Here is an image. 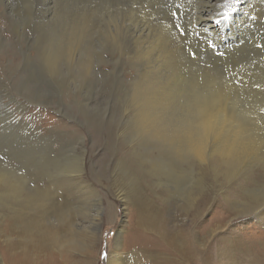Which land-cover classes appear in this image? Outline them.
<instances>
[{
    "label": "rangeland",
    "instance_id": "374dc122",
    "mask_svg": "<svg viewBox=\"0 0 264 264\" xmlns=\"http://www.w3.org/2000/svg\"><path fill=\"white\" fill-rule=\"evenodd\" d=\"M156 1L0 0V264H264V145L233 175L216 158L201 166L147 131L139 99L148 98L135 95L157 68L143 80L157 94L178 93L163 121L198 129V89L182 77L198 81L205 94L235 97L249 116L229 102L234 118L264 140V0L236 6L212 47L217 58L194 36L199 0ZM171 11L187 40L170 27ZM140 208L156 225L137 223ZM32 216L40 226L67 223L69 235L21 256L11 227Z\"/></svg>",
    "mask_w": 264,
    "mask_h": 264
},
{
    "label": "bare ground",
    "instance_id": "6f19581e",
    "mask_svg": "<svg viewBox=\"0 0 264 264\" xmlns=\"http://www.w3.org/2000/svg\"><path fill=\"white\" fill-rule=\"evenodd\" d=\"M164 2L174 1V0H162ZM162 1H156V3L161 4ZM179 1V0H178ZM190 1V0H189ZM198 1V0H197ZM225 1V0H224ZM219 2V0H199V3L194 9H191V15H192V28L195 31H198L201 35V38L203 37L207 38L209 41H212L213 44H215V47L217 48L219 45H222L224 40L222 39L220 41L219 34L224 33V27L223 24H217L215 21L217 19H220L219 14L215 11V6ZM174 3V2H173ZM191 3V2H190ZM189 3V4H190ZM220 3V2H219ZM242 5H240V9H243V4L246 3V6L248 5L247 0H242ZM135 4V3H134ZM149 4V3H148ZM250 4V3H249ZM188 5V4H187ZM148 6V5H147ZM189 6V5H188ZM156 7V6H155ZM190 7V6H189ZM248 7H250L248 5ZM144 8V7H143ZM146 8V7H145ZM254 8V7H253ZM141 10V9H140ZM188 10V9H187ZM152 11V10H151ZM218 11V10H217ZM253 11V10H252ZM147 16V15H146ZM150 18V17H148ZM172 18V17H171ZM169 19V18H168ZM140 20V19H139ZM142 20V19H141ZM145 20V19H144ZM171 21V20H170ZM190 21V20H189ZM243 21V20H242ZM245 21V20H244ZM161 22V21H160ZM142 23V22H141ZM140 23V24H141ZM159 23V22H158ZM231 24V23H230ZM143 26V25H142ZM227 28V27H226ZM232 28V27H231ZM150 29V28H149ZM243 29V28H242ZM144 31V29L142 28ZM171 30V29H170ZM230 30V29H229ZM236 32V31H235ZM177 33V32H176ZM226 33V31H225ZM231 33V32H230ZM237 34V33H236ZM234 34V35H236ZM244 34V33H243ZM175 35V34H174ZM192 35V34H191ZM229 35V34H228ZM195 36V35H194ZM203 36V37H202ZM170 37V36H169ZM196 37V36H195ZM225 37V36H224ZM223 37V38H224ZM236 37V36H235ZM204 38V39H205ZM233 39V38H232ZM228 40V39H227ZM175 41V40H174ZM179 41V40H178ZM228 42V41H227ZM231 42V41H230ZM240 43V42H239ZM205 44V43H204ZM198 45V44H197ZM228 45V44H227ZM226 45V46H227ZM238 45V44H237ZM236 46V45H235ZM182 47V46H181ZM186 47V45H185ZM223 47V46H222ZM174 48V47H173ZM194 48V47H193ZM258 48V47H257ZM215 49V48H214ZM212 48L211 45L207 46V53L212 55L213 58H217V54H215V51ZM219 49V48H218ZM221 49V48H220ZM223 49V48H222ZM230 49V48H229ZM248 49V48H247ZM183 50V49H182ZM192 50V49H191ZM194 51V50H193ZM203 51V49H202ZM205 51V50H204ZM246 51V50H245ZM248 51V50H247ZM73 54L75 55V49H73ZM196 52V51H195ZM231 52V51H230ZM218 53V51H217ZM225 53V52H224ZM253 54V53H252ZM228 55V54H226ZM231 55V54H230ZM201 56V55H200ZM232 56V55H231ZM140 57V55H139ZM158 57V56H157ZM233 57V56H232ZM192 58V57H191ZM246 58V57H245ZM249 59V58H248ZM172 60V59H171ZM253 62V61H252ZM170 63V62H169ZM174 65V63H173ZM204 65V64H203ZM214 66V65H213ZM210 67V66H209ZM207 67V68H209ZM151 71L150 76L153 77L154 73L157 72V68ZM215 69V68H214ZM218 71V70H217ZM199 72V71H198ZM207 73V71H205ZM216 72V71H215ZM185 73V72H184ZM219 73V72H218ZM188 74V73H185ZM197 75V73H195ZM201 74V73H200ZM213 75V73H212ZM183 76V75H182ZM191 76V75H190ZM189 76V77H190ZM193 76V75H192ZM200 76V75H199ZM203 76V75H202ZM211 76V75H210ZM209 76V77H210ZM242 76V75H241ZM142 78L141 82L143 83V86H140V89H142V94L136 92V97L140 98L141 96L147 97L140 98L139 101L142 102L143 106V114L139 115L141 116V121L143 122L144 127H151L150 130H147L150 132L151 130L154 131L153 133L156 134L158 137H164V138H170L175 141L176 144L183 147V151L187 152L188 148L192 146L194 143L197 142V139L200 135V129L204 125L211 124L212 129L206 136V138L203 141V149H202V155L203 160L199 157H192L193 162H197L199 165L207 164L209 165V161L213 158H216L217 160H220L221 163L224 164L225 173L228 175H233L232 168H234V164L238 163L239 165H244V162L247 161V158L252 157H258L262 155V149L264 145V140L257 135V127H253L250 124H242L238 123L237 119L234 118V114L232 112V109L229 105V102L234 103L237 107V100L235 97H229L225 94H215V93H208L205 94V87L199 88L198 85L194 80L187 81L186 77H182L183 82H188L194 85L197 92V98L195 102V109L194 112L196 114V124L198 126V129H195L194 127H187L182 125V123H165L163 121L162 116L168 112L166 110V107H169L170 101L175 98H177L178 93L176 92H169L164 90L163 95L157 94L159 92V89L154 88V85L151 83H147ZM205 77V76H204ZM212 77V76H211ZM194 78V77H193ZM214 79V78H210ZM217 79V76L216 78ZM222 79V78H221ZM227 80V79H224ZM203 81V80H202ZM140 82V83H141ZM209 82V81H207ZM203 83V82H202ZM206 83V82H204ZM212 83V81H211ZM214 83V82H213ZM230 83V82H229ZM223 84V83H222ZM201 85V84H200ZM221 85V84H220ZM207 86V85H206ZM218 86V85H217ZM212 87H215L212 85ZM231 87V86H230ZM220 88V86H219ZM225 88V87H224ZM138 89V88H136ZM135 89V91H137ZM231 89V88H230ZM229 89V90H230ZM240 89V88H239ZM220 90V89H219ZM243 90V89H242ZM207 91V90H206ZM222 91V90H220ZM162 92V91H161ZM216 92V91H215ZM243 92V91H242ZM232 93V92H231ZM133 94V96L135 97ZM225 95V96H224ZM179 97H182L184 101H187L184 96L180 95ZM176 100V99H175ZM180 100V99H179ZM138 101V102H139ZM172 101V102H173ZM183 101V102H184ZM174 103V102H173ZM181 103V102H180ZM185 103V102H184ZM183 104V103H182ZM239 104V103H238ZM139 105V104H138ZM172 105V104H171ZM170 105V106H171ZM184 106V104H183ZM139 107V106H138ZM239 108V107H238ZM240 109V108H239ZM241 112L245 116H249L248 111L240 109ZM251 111V110H250ZM171 114V113H170ZM251 114V113H250ZM255 114V113H254ZM138 115V114H137ZM138 116V120L140 119ZM169 118H173L172 115H167ZM165 116V117H167ZM251 116V115H250ZM182 119V118H179ZM178 121V120H176ZM255 125V124H254ZM143 130V129H142ZM144 131V130H143ZM146 132V131H145ZM260 133V132H259ZM151 135V134H150ZM153 136V135H152ZM155 137V135H154ZM216 156V157H215ZM262 157V156H261ZM215 159V160H216ZM252 160V159H251ZM190 161V160H189ZM255 161V160H254ZM215 162V161H213ZM248 162V161H247ZM191 164V163H190ZM196 164V163H194ZM217 164V163H216ZM198 165V166H199ZM212 165V164H211ZM239 165L237 167H239ZM247 165V164H246ZM192 166V164H191ZM204 166V165H203ZM215 166V165H214ZM221 166V165H220ZM234 166V167H233ZM193 167V166H192ZM217 167V166H216ZM201 169V168H200ZM239 169V168H238ZM237 169V170H238ZM207 170V169H206ZM235 170V169H234ZM199 171V170H198ZM201 172V171H200ZM200 174V173H199ZM202 175V174H201ZM236 175V174H235ZM82 177V176H81ZM230 177V176H229ZM187 179V178H186ZM230 179V178H229ZM258 180V179H257ZM255 182V181H254ZM258 183V181L256 182ZM199 184V183H198ZM259 184V183H258ZM196 187V186H195ZM197 190V189H196ZM194 193V192H193ZM188 195V194H187ZM192 196V195H191ZM194 196V195H193ZM196 198V197H195ZM226 197L225 199H227ZM257 199V198H256ZM228 200V199H227ZM251 200V199H250ZM260 200V199H258ZM258 200L253 199L252 203L257 207L256 209L259 210L262 203ZM262 200V199H261ZM247 201V200H246ZM263 201V200H262ZM229 202V201H227ZM236 202L239 203L237 200ZM264 202V201H263ZM62 203V202H60ZM192 206L195 204V202H191ZM241 203V202H240ZM244 203V202H243ZM249 203V202H248ZM247 205V202H245ZM244 204V205H245ZM251 202L249 203L250 206ZM231 205V204H230ZM50 206V205H49ZM240 206V205H239ZM253 206V205H252ZM263 206V205H262ZM234 207V206H233ZM245 207H248L245 206ZM254 207V206H253ZM49 208V207H48ZM191 208V206L189 207ZM54 209V208H53ZM57 209V207H55ZM246 209V208H245ZM252 209V207H251ZM264 210V209H263ZM42 212V211H41ZM48 212V211H47ZM45 211V213H47ZM158 212V211H157ZM50 213V211H49ZM259 213V212H258ZM66 214V213H65ZM261 214H264L261 212ZM58 215V214H57ZM47 216V215H46ZM24 217V216H21ZM36 217V215H35ZM59 217V216H57ZM72 217V216H71ZM163 217V216H162ZM56 218V217H55ZM68 218V217H67ZM154 215H150V212L147 210H143L140 208L137 211L136 220L137 223L142 226L147 223H154L157 221V219H154ZM14 219V218H13ZM60 219V218H59ZM95 221L98 222L97 217L95 216L93 218ZM219 219V216H218ZM22 225L19 226L18 220H14L13 230H18L19 232V239L17 243H13L16 246H19L22 250L19 254L22 256L23 253H26V249L29 245L33 244L35 241H39V246L45 249H50L55 246V241L59 242V245L65 241L67 236L69 235V226L67 223L61 224L59 226L48 227L47 226H40V222L36 219L29 217L21 218ZM61 220V219H60ZM161 220V219H160ZM217 220V219H216ZM213 220L210 221L212 223ZM215 221V219H214ZM20 222V221H19ZM59 222V221H58ZM46 225V224H45ZM156 225V224H155ZM214 224H211L210 226H213ZM19 226V227H18ZM39 227V229L36 231L35 229ZM41 228V229H40ZM53 228V229H52ZM152 228V227H151ZM142 231V230H141ZM178 233V232H177ZM176 234V233H175ZM197 235V234H196ZM174 236V235H173ZM172 236V237H173ZM13 237V236H12ZM196 237V236H195ZM16 241V240H15ZM9 244V243H8ZM121 244V242H120ZM12 245V244H11ZM13 246V245H12ZM37 246V245H36ZM120 246V245H119ZM19 249V251H20ZM39 249V248H38ZM16 250V249H15ZM119 250V249H118ZM14 251V250H13ZM11 251L10 253H12ZM17 251V250H16ZM16 251H14V254H18ZM120 252V251H118ZM132 252V251H131ZM122 253V252H121ZM120 253V254H121ZM135 253V252H134ZM54 254V253H53ZM52 254V255H53ZM28 255V254H27ZM25 255V256H27ZM48 256V255H47ZM46 256V257H47ZM122 256V255H121ZM132 256V255H131ZM15 258V256H14ZM17 258V257H16ZM21 258V257H20ZM19 258V260H20ZM24 257H22L23 259ZM48 258V257H47ZM27 259V258H26ZM11 260V259H10ZM25 260V259H24ZM135 260V259H134ZM17 261V260H16ZM125 261V260H124ZM132 262V261H131ZM15 263V262H14ZM124 263V262H123ZM13 264V263H12ZM17 264V263H16ZM50 264V263H49ZM109 264H122L120 259L118 258H112L109 262Z\"/></svg>",
    "mask_w": 264,
    "mask_h": 264
},
{
    "label": "snow or ice",
    "instance_id": "6c2138e0",
    "mask_svg": "<svg viewBox=\"0 0 264 264\" xmlns=\"http://www.w3.org/2000/svg\"><path fill=\"white\" fill-rule=\"evenodd\" d=\"M242 0H226V3L223 5H219V7H223L225 10L222 13H219L220 19H217L215 22L217 24H223L225 22L228 21V19L230 18V14L232 12L236 11V6L241 4ZM173 7H175L177 10H179V8L181 7V5L179 4H174ZM170 15L172 17V24L170 25V27H173L176 32H178L179 36L185 40H187L188 35H189V31L188 30V25H181V18L178 15V11H171ZM194 35L196 37L200 36V33L198 31L194 32ZM208 43L215 48V44L212 43V41H208ZM190 55L192 56L193 59L197 58V52L193 51L190 53ZM221 55H223V53H221ZM239 83V82H238ZM255 87L259 88L260 85L257 84L255 85ZM262 112H264V109H261ZM212 126L211 124L208 125H204L201 127L200 129V135L197 139V142L194 143L192 146H190L187 150L186 153L182 154L188 157H199L201 158V160H203V155H202V149H203V141L206 138V136L208 135V133L211 131ZM105 256H107V253H105Z\"/></svg>",
    "mask_w": 264,
    "mask_h": 264
}]
</instances>
